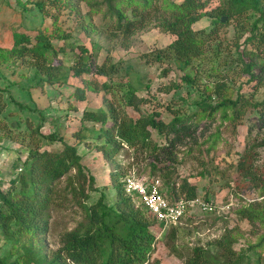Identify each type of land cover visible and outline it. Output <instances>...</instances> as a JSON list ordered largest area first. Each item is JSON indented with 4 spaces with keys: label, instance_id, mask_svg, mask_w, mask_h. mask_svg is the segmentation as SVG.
<instances>
[{
    "label": "trees",
    "instance_id": "trees-1",
    "mask_svg": "<svg viewBox=\"0 0 264 264\" xmlns=\"http://www.w3.org/2000/svg\"><path fill=\"white\" fill-rule=\"evenodd\" d=\"M16 3L23 33L14 35L12 48H0V65L20 63L32 70L39 82L50 86L66 84L71 73L81 80L72 98L80 103L86 102L89 94H97L102 96L103 106L83 110L79 127L70 134L72 143L59 132L42 134L46 118L40 116L42 122L38 125L26 120L31 130L29 141L22 144L19 152L25 150L27 155L18 158L21 167L19 172L18 164L13 167L17 174L6 189L0 180V264H159L152 262L159 239L171 242V250L177 254L179 249L173 244L178 237L177 225L165 227L140 204L137 196L127 194V179L131 176L125 177L120 171L118 158L132 152L137 164L147 163L152 181L161 182L170 202H184L187 212L199 206L198 187L191 179L212 180L219 168L215 158L209 163L197 160L200 171L196 175H182L180 167L184 161L179 157L178 147L193 138L196 133L192 130L193 123L199 126L202 121H214L221 115L222 120L238 125L254 113L257 118L252 126L264 129V99H255L257 91L264 88V0H16ZM214 3L216 6L212 7ZM95 16L100 17V24L94 23ZM79 17H83L84 23L77 24ZM224 18L226 23L222 22ZM47 19L52 21V27L46 24ZM63 19L76 22V29L81 26L87 35L99 34L110 42L120 41L125 48L133 36L148 29L174 37L164 54L142 58L147 64L160 66L166 59L164 55L172 57L183 75L179 81L158 88V92L169 95L186 87L181 99L183 108L165 106L173 116L166 122L157 109L162 106L155 97L139 95L142 88L129 81L114 83L121 73L120 65L110 63L109 56L99 64L84 46L75 48L70 44L72 52H79L68 69L70 73L66 72L61 57L74 36L63 29ZM203 19L208 20L209 30L195 28ZM28 24L34 25L29 27L36 33L34 36L26 33ZM230 26L233 36L216 42L222 29ZM224 42L236 53L232 74H228L232 66L223 72L221 63L212 70H202L203 64H198L207 60L210 47H214V55L219 57ZM166 74L167 69H163L160 76L164 78ZM129 75L130 72L128 78ZM204 75L208 81H204ZM13 86L0 87V148L11 130L5 118L9 106L33 110L12 94ZM246 86L255 88L256 93L245 92ZM141 87L150 89L148 84ZM153 104L157 108L147 112L145 107ZM186 106L188 113L183 112ZM68 108L78 110L72 103ZM154 132L165 140L163 144L154 138ZM251 135L252 129L241 153L228 154L223 161L236 176L227 183L232 194L246 200V194L260 191L261 202L250 201L237 212L240 220L256 224L264 223V162L260 163L264 136L252 139ZM57 143L59 146L55 147ZM81 145L98 152L111 166L107 189L114 193L113 198L102 192L98 199H93V194L100 190L84 164L79 152ZM205 201L214 210L203 212L215 215L218 206ZM68 205L77 208L82 219L73 229L62 233L60 247L51 251L47 241L57 224L55 214L68 209ZM236 243L234 231L227 230L212 243L191 249L185 264H242L247 252L236 250ZM252 248H264V240ZM255 254V264H264V254L257 251Z\"/></svg>",
    "mask_w": 264,
    "mask_h": 264
},
{
    "label": "rangeland",
    "instance_id": "rangeland-1",
    "mask_svg": "<svg viewBox=\"0 0 264 264\" xmlns=\"http://www.w3.org/2000/svg\"><path fill=\"white\" fill-rule=\"evenodd\" d=\"M174 1L180 2L182 0ZM214 6H216V3L212 7ZM83 10L84 13L87 12L85 5H83ZM21 19L22 17L17 8L16 0H0V48H12L14 35L17 32L23 33L19 24ZM63 20V29L66 32L71 31L74 36V39H70L69 44L65 45L66 53L61 57L66 72L70 73L68 69L73 66L75 55L79 52L78 50L72 52L70 50V44L75 48L84 46L92 52L96 62L99 64H102L105 58L109 56L110 63L120 65L121 73L118 77L114 78V83H126L129 81L136 88H142L139 95L148 96L147 98L149 99L155 97L159 101L162 107L157 108V105L153 104L145 107L147 112H151L153 108H157L162 113L164 120L170 122L173 116L166 111L165 106L174 105L173 107L183 108L184 104L181 99L186 94V87L169 95L158 92V88L179 81L183 75V72L174 64L172 57L164 55L166 59L160 66L158 64H147L142 58V56H146V59H151L155 58L159 53L164 54L165 50L174 40V37L163 34L158 29H148L133 36L130 40L129 47L125 48L124 45H121L120 41L110 42L99 34L87 35L85 31L80 29L81 26L78 25L80 28L76 29V22L72 23L65 21V19ZM77 20V24L80 22L84 23L83 17H79ZM46 22L49 27H52V21L47 19ZM94 23L100 24L99 16L94 17ZM31 26L34 25H27L25 28L27 30L26 33L34 36L36 33L29 28ZM195 28L197 30H209L210 25L207 19H203L195 25ZM225 31L226 33H224ZM233 33L232 26L225 27L222 29L220 36L217 37L216 42L223 40L224 37L230 38L233 36ZM56 45H58L57 42ZM213 48L212 46L210 47L207 60L198 65L201 66L203 64L201 67L202 70H212L213 68H217L218 64L221 63L220 68L223 72H226L232 66L228 71V74L231 75V69L236 67L235 62H233L236 58V53L232 50L233 47L228 45L227 42L221 43V51H223V54L219 57L214 55ZM163 69H167V74L164 78L160 76ZM127 72H130L129 78ZM204 81H208L206 75H204ZM146 84L150 85L149 91L141 87ZM11 85H14L10 89L12 94L20 102L33 110L21 111L15 105L11 104L6 113L5 118L11 130L6 134V138L0 148V180L4 182V189L7 188L9 181L19 172L21 165L18 164V158H25L27 155L25 150L21 153L19 152L23 146L22 144H26L29 141L27 136L31 130H28L27 119L32 120L35 125H38L42 122L40 116L46 118V123L41 130L42 134L49 136L54 132H59L65 140L72 143L73 140L70 134L79 127V120L82 117L83 110L85 108L97 110L103 106V98L97 94H89L88 100L80 103H77L72 98V93L75 88L81 86V80L75 78L71 73L68 82L64 85H44L39 82L34 76V72L28 69V67L20 63L9 62L6 65H0V87ZM251 86H246L244 91L256 93L255 88ZM195 99L196 97L193 95L192 100L195 101ZM255 99L257 101L264 99V88L257 91ZM70 103L75 104L78 110H69ZM12 112H17V115H10ZM183 112L188 113L190 110L186 106ZM220 116L218 115L214 121L204 120L199 126L193 123L192 130L196 131L193 138L186 139L178 147L180 152L179 157L184 161L180 167L183 176L196 175L200 171L197 160H203L209 163L212 158L216 159L215 163L219 169L213 175L212 180L209 178H195L191 179V182L198 187L201 204L205 203V200L213 201L219 209L215 215H209L205 214L200 206L192 208L177 223L178 237L173 244L179 249V252L173 254L171 242L167 244V240L159 239L155 245L152 262H158L159 264H185V259L191 252V249L196 246H206L212 243L220 238L227 230L234 231L237 238L236 250L247 252L242 264H248L249 262L255 264L257 257L255 254L256 251L264 254V248L259 250L252 248L264 240V223L249 224L247 221L240 220L237 215L238 210L246 206L250 201H262L260 191L246 194V200H241L232 194L229 187H227V183L233 182L236 176L234 172L230 173V166L223 161L224 156L241 153L244 150L246 142L250 140L249 135L251 129L252 139H255V137L261 139L264 136V129L252 126L257 118L254 113H250L238 125L224 121ZM154 138L161 141L162 144L165 142L164 139L159 138L156 132H154ZM54 146H59V143ZM47 147L51 148V146ZM189 150H192L191 154H189ZM79 152L84 158L85 166L96 178V186L100 190L93 194V199H98L102 192H106L110 198H113L114 193L109 191L110 188L107 189L110 186L109 174L111 172V166L109 163L104 161L98 152L89 150L84 145L79 147ZM188 155L192 156L188 157ZM232 158L235 157L232 156ZM136 160L132 152H127L125 155L122 154L119 156L118 163L121 166L120 171L125 174V177L131 176L142 182L154 180L150 175V170L146 167L147 163L142 161L137 164ZM263 162L264 151L260 153V163ZM17 164L19 165L18 171L14 172L13 167ZM131 164L134 165L130 167ZM229 174H231L230 177ZM224 175L226 176L225 179ZM124 179L123 177L120 181L123 182ZM161 187L166 195L167 192L162 184ZM71 207V205H68V209L55 214L57 224L54 225L47 241L51 251H55L60 247V236L62 233L73 229L82 219V214L79 210ZM221 208L223 209L220 211Z\"/></svg>",
    "mask_w": 264,
    "mask_h": 264
},
{
    "label": "built area",
    "instance_id": "built-area-1",
    "mask_svg": "<svg viewBox=\"0 0 264 264\" xmlns=\"http://www.w3.org/2000/svg\"><path fill=\"white\" fill-rule=\"evenodd\" d=\"M161 182H142L134 177L127 179L126 192L128 195L137 196L140 204L157 219L164 223V226L177 225L187 214V204L182 201L170 202L162 192ZM205 212L214 210L209 204L200 201L196 202ZM223 208L220 209V211Z\"/></svg>",
    "mask_w": 264,
    "mask_h": 264
},
{
    "label": "water",
    "instance_id": "water-1",
    "mask_svg": "<svg viewBox=\"0 0 264 264\" xmlns=\"http://www.w3.org/2000/svg\"><path fill=\"white\" fill-rule=\"evenodd\" d=\"M222 22H223V23L226 22V18L222 19Z\"/></svg>",
    "mask_w": 264,
    "mask_h": 264
}]
</instances>
